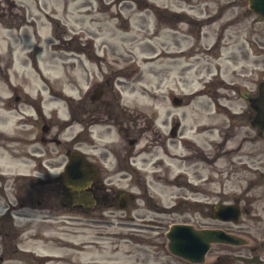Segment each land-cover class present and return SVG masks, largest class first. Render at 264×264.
Listing matches in <instances>:
<instances>
[{
  "label": "rangeland",
  "instance_id": "rangeland-1",
  "mask_svg": "<svg viewBox=\"0 0 264 264\" xmlns=\"http://www.w3.org/2000/svg\"><path fill=\"white\" fill-rule=\"evenodd\" d=\"M11 2L15 4L13 21H20L24 12L25 19L29 20V23L24 22L27 24L22 28L24 34L26 30L31 34L33 29V47L41 49L38 66L48 78L52 97H58L56 93L62 89L73 93L67 70L80 63L79 56L67 47L86 39H92L96 54L107 51L105 59L98 56L92 59L94 65H108L107 60L115 65V59L122 64L118 58L122 56L129 58L131 64L134 61L142 71L144 78L136 85L134 93L127 96L131 106L142 109L145 114L154 107L158 108L160 118L157 123H161L166 114L169 119L176 114L188 133L191 125L195 128L207 121L220 123L222 109L216 117H206L207 113L211 114L209 98L214 93L225 96L219 98L222 103L226 98L233 99V108L239 111L245 104L238 95L244 91L255 95L259 83L264 80V23L250 12L246 0H0V9L8 13ZM170 11L186 12L191 18L179 15L177 23H173ZM172 24H177L178 32L171 30ZM198 31L200 39L196 37ZM3 33L0 24V37ZM53 35L63 38V41L56 40L55 44L62 43L64 47L57 49L56 59L49 57L43 62L42 58L48 56L47 45ZM20 40L18 37V57ZM81 57L83 64L91 66L83 54ZM17 64L20 79L29 70L19 61ZM33 74L31 90L35 92L41 83ZM214 75V83L204 86ZM231 82L239 88L236 93H230L228 86ZM172 95L181 96L183 102L190 100V103L175 107L171 103ZM54 105L61 109L56 102L49 103L51 108ZM73 133L74 129L64 131L65 136ZM194 137L200 144L203 158L189 166L194 192H188L190 204L177 201V211L168 207L174 203L176 190L184 189L175 188L163 179L130 188L138 193L146 190L148 200L137 199L136 202L144 207L131 213L115 208L113 213L105 211L104 216H99L97 212L81 213L61 207L58 216L54 210L19 209V204L25 201L26 191L23 186H16L11 177L27 170L8 168L0 160V173H5L8 178L5 181L0 179V213L8 201L16 208L11 211L17 216L13 224L20 226L34 221L33 228L20 237L22 251L13 249L16 226L8 217L6 221H0V227L11 235V238L10 235L5 237V243L0 240V264H264V213L260 222H254L251 201L252 194L264 195V176L253 183L252 168L236 166L241 164L233 153L228 155L220 151L211 141L205 143L206 137L219 140L216 132H203ZM256 145L258 161L262 162L259 169L262 170L264 139L259 134ZM193 155H197L195 151ZM230 156L235 164H230ZM242 160L249 163L250 158L243 156ZM228 165L233 168L229 169ZM179 169L182 170L183 166ZM120 175L121 170L112 177ZM115 182V188H128L121 180ZM202 184L208 187V196L196 192ZM47 188L44 186L39 190L43 192ZM221 198L237 203L240 198L245 199L247 210L237 224L220 223L210 214L201 212L199 201L213 203ZM53 201L57 199L53 198ZM160 205L164 208L161 211L157 210ZM174 222H187L195 227H221L241 234L249 242L244 245L213 243L205 262L191 263L173 255L166 247L165 232Z\"/></svg>",
  "mask_w": 264,
  "mask_h": 264
},
{
  "label": "flooded vegetation",
  "instance_id": "flooded-vegetation-1",
  "mask_svg": "<svg viewBox=\"0 0 264 264\" xmlns=\"http://www.w3.org/2000/svg\"><path fill=\"white\" fill-rule=\"evenodd\" d=\"M13 7L15 4L11 2L8 13L0 9L1 30L4 32L0 37V160L7 166L28 167L31 170L27 175L13 177L16 184L28 186L30 194L33 193L34 187H49L44 190L45 194L35 196L39 207L60 212L59 203L64 207L69 206V202L63 196L69 188L55 179L67 163V152L79 151L96 169V177L88 188L95 199L92 211H98L99 215L103 216L105 211L113 213L114 207H119V204L123 205V210L128 213L132 210L137 211L144 206L138 204L136 200L143 197L148 202L147 191L138 193L131 191L130 188L147 185L148 181L156 179H163L175 188L179 186L184 189L176 190L173 194L174 203L168 207L171 211H177L179 207L177 201L190 204L188 192H194V183L188 170L195 161L203 158L200 154L202 153L200 144L194 137L203 132H216L220 136L219 140L206 137L205 143L211 141L220 151L228 155L233 153V157H237L241 164L236 166L252 168L253 183L264 176V169H259L262 162L258 161L256 148L257 105L255 97L250 93L239 94V98L245 104L239 111L233 108V99L226 98V102L222 103L219 102V98L225 96L214 93L209 98L213 109L209 106L211 114L207 113L206 117L209 118L210 115L216 117L222 109L223 118L220 123L207 121L197 124L195 128L191 125L189 133L183 129L184 125L180 123L176 114L169 116L170 119L166 114L161 123H157V119L160 118L158 108L154 107L145 114L142 109L131 106L127 98L129 93H134L136 85L144 78L139 67L130 65V59L122 56L118 57L122 64L119 63V59H115L113 61L115 65L108 60V65H94L92 59L96 56L105 59L107 51H103L102 55L96 54L92 41L86 39L84 42L78 41L79 43L73 47H67L79 56L80 63L71 65L70 70L69 68L67 70L70 76L68 83L71 85L73 95L62 89L60 93H56L58 97H52L48 78L39 68L36 59L41 50L38 47L37 50L33 48L31 38L33 29L31 28V34H28L27 30L24 34L22 28L24 29L23 25H27L24 22L29 21L22 17L17 22L14 18L15 23L12 19L15 13ZM171 17V21L177 23L178 13L172 12ZM171 29L174 33L177 32V24H172ZM18 37L21 39L20 57L17 56ZM196 37L200 39V31ZM56 40L63 41V38L59 35L51 37L49 40L51 49L48 56L42 58L43 62L49 57L56 59V47H64L62 43L56 45L54 43ZM81 54L93 65L83 64ZM18 61L22 67L29 70L27 74H22L20 79ZM33 72L36 74V80L41 83V87H36L35 92L31 90ZM213 83L210 81L207 85ZM228 87L232 92L239 90L234 86V82ZM51 101L61 105V109L58 105L49 109ZM188 103L187 101L185 104ZM60 111L64 113L60 114ZM68 129H74L73 135H64V131ZM247 145L249 148H246ZM194 151L196 156L193 155ZM243 156L250 158V164L247 160H242ZM233 157L229 158L230 164H235ZM175 166H183V169L178 170L177 167L173 171ZM228 168L232 169L233 166L228 165ZM49 170L57 171L51 174ZM120 170V177L113 178L112 176ZM0 179L7 180L2 173ZM117 180L123 181L128 188L123 190L115 188ZM196 192L209 195L208 187L203 184L196 188ZM240 196L244 198L243 195ZM53 198L59 203L53 201ZM243 198L237 203L241 213L247 210ZM251 201L255 212L254 222H260L264 213V195L252 194ZM198 204H202L201 212L209 214V202ZM70 207L88 211L81 202ZM163 209L161 205L157 207L159 211Z\"/></svg>",
  "mask_w": 264,
  "mask_h": 264
},
{
  "label": "water",
  "instance_id": "water-1",
  "mask_svg": "<svg viewBox=\"0 0 264 264\" xmlns=\"http://www.w3.org/2000/svg\"><path fill=\"white\" fill-rule=\"evenodd\" d=\"M249 8L258 14L264 21V0H248ZM261 112L257 117V123L262 129L264 135V81L259 85V98L257 100ZM69 165L66 167V172L70 175L72 190L76 193L86 187L93 177V171H82L81 165L83 161L74 154H69ZM215 217L221 219L236 220L237 208L232 205L216 204L213 206ZM168 237L167 246L169 250L186 260L191 262H203L205 254L211 243L223 242L228 244H242L247 241L234 233L226 232L219 228H195L191 224L174 223L170 226L166 233Z\"/></svg>",
  "mask_w": 264,
  "mask_h": 264
}]
</instances>
